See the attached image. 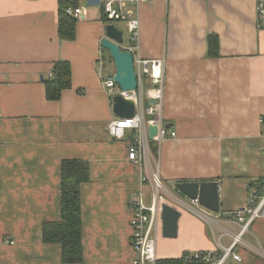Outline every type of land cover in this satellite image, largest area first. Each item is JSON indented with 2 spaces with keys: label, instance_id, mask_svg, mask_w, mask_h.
<instances>
[{
  "label": "crops",
  "instance_id": "1",
  "mask_svg": "<svg viewBox=\"0 0 264 264\" xmlns=\"http://www.w3.org/2000/svg\"><path fill=\"white\" fill-rule=\"evenodd\" d=\"M60 6L0 0V264H64L42 228L60 219L65 160L86 162L90 171L81 188L80 264H132V199L143 194L150 203L153 185L141 179L154 172L164 204L181 213L175 239L163 237L161 226L159 261L231 246L248 218L238 213L263 194L250 187L264 181V31L256 28L255 0L130 7L140 21L136 56L165 62L162 116L177 134L154 146L150 169L128 159L130 138L108 133L116 116L102 78L115 70L101 42L111 24L97 8L86 9L74 38L64 39ZM209 34L219 37V58L208 57ZM58 62L70 64L71 87L50 101L45 82ZM192 182L219 184L217 213L174 187ZM236 251L240 264H264V218L252 222Z\"/></svg>",
  "mask_w": 264,
  "mask_h": 264
},
{
  "label": "built area",
  "instance_id": "2",
  "mask_svg": "<svg viewBox=\"0 0 264 264\" xmlns=\"http://www.w3.org/2000/svg\"><path fill=\"white\" fill-rule=\"evenodd\" d=\"M152 0H100V4H90L88 0H60L65 16L80 19L84 17L86 9L97 8L101 19L108 23H125L128 28L132 45L126 49L134 56V66L137 74L138 88L135 92H125L113 80L115 74L105 75L102 84L109 99L112 101L117 96L134 101L136 114L131 119L115 117L108 124V133L115 141L131 139L128 159L136 165L148 169L147 157L153 143L161 144L167 139L177 136L175 131L167 127L162 116V102L164 96L163 60H147L136 56L140 39V21L138 13L131 10L132 5L140 6ZM256 19L258 31H264V0H255ZM125 50V49H124ZM264 119H262V124ZM157 127L158 134L151 139L149 128ZM147 175V174H146ZM151 176V177H150ZM143 185L151 182L153 185L152 199L147 203L143 194L132 199L134 211L130 226L132 235L130 243L136 256L132 264H157V240L161 232L162 206L165 203L164 186L158 173L154 172L141 179ZM197 202V201H196ZM198 203V202H197ZM247 213L245 220L243 214ZM241 221L245 220L241 232L234 238L229 247H221L215 251H191L182 256V264H240L242 257L236 251L242 244V236L256 219L264 218V192L262 195L254 193L250 204L243 213H238ZM10 244H14L10 242Z\"/></svg>",
  "mask_w": 264,
  "mask_h": 264
},
{
  "label": "trees",
  "instance_id": "3",
  "mask_svg": "<svg viewBox=\"0 0 264 264\" xmlns=\"http://www.w3.org/2000/svg\"><path fill=\"white\" fill-rule=\"evenodd\" d=\"M60 34L64 39L75 36L76 20L65 16L60 6ZM102 21L108 23L104 18ZM208 57H220V41L216 34L207 37ZM105 51V50H104ZM46 96L50 101H58L64 90L71 87V67L68 62H58L53 69V77L45 82ZM264 125V123H263ZM90 181L88 164L78 160H65L61 167V212L60 219L43 225L42 236L46 244L60 245L64 264H80L84 260L82 245V207L81 188ZM251 188L257 187L264 192V181L251 182ZM260 194V193H258ZM262 195V194H260ZM10 243V242H8ZM157 264H182V259L158 261Z\"/></svg>",
  "mask_w": 264,
  "mask_h": 264
},
{
  "label": "water",
  "instance_id": "4",
  "mask_svg": "<svg viewBox=\"0 0 264 264\" xmlns=\"http://www.w3.org/2000/svg\"><path fill=\"white\" fill-rule=\"evenodd\" d=\"M90 4H100V0H88ZM123 44V33L115 26L106 27V37L101 46L111 56L115 66L113 80L125 92H135L138 88L137 74L134 66V56L121 46ZM113 113L120 119H131L136 114L134 101L126 100L117 96L113 100ZM158 134L157 127L149 128V136L153 139ZM186 198L197 201L207 210L217 213L219 211V184L217 182H192L177 183L174 186ZM162 233L163 237L175 239L178 236V223L181 213L170 205L162 206Z\"/></svg>",
  "mask_w": 264,
  "mask_h": 264
},
{
  "label": "rangeland",
  "instance_id": "5",
  "mask_svg": "<svg viewBox=\"0 0 264 264\" xmlns=\"http://www.w3.org/2000/svg\"><path fill=\"white\" fill-rule=\"evenodd\" d=\"M116 25V27L123 33V44H122V47L124 46V45H126V44H129V39H130V36H129V33H128V28H127V26H126V24L125 23H121V22H119V23H115ZM104 53H105V56H106V58L108 59V60H112L111 59V56H110V54H109V52L107 51V50H105L104 51ZM114 64V63H113ZM115 70V66L113 65V67H112V70H111V73H113V71ZM159 144H157V143H153L152 145H151V151H150V153H149V155H148V157H147V162H148V164H147V166H148V169H150V167H151V165H152V157H151V160H150V156H151V154H152V150L154 149V146H158ZM182 258V257H181Z\"/></svg>",
  "mask_w": 264,
  "mask_h": 264
}]
</instances>
